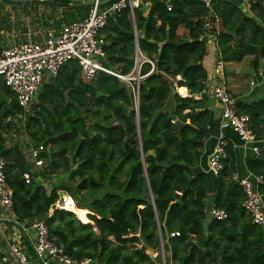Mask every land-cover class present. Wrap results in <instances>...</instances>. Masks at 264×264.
I'll return each instance as SVG.
<instances>
[{
	"label": "trees",
	"instance_id": "1",
	"mask_svg": "<svg viewBox=\"0 0 264 264\" xmlns=\"http://www.w3.org/2000/svg\"><path fill=\"white\" fill-rule=\"evenodd\" d=\"M248 1L253 17L231 4L220 11L225 29L220 52L226 63L253 56L258 73L264 57V0ZM1 3L64 8L60 19L39 25L42 34L81 21L92 10L69 2ZM170 5L168 11L161 0H143L134 19L129 10L111 15L100 33L101 63L109 69L129 75L137 49L155 63L153 71L148 63L141 66L138 113L126 83L104 73L87 83L76 61L43 84L29 111L17 105L0 78V160L14 193L11 213L19 222L44 221L56 244L80 262L264 264V230L252 224L244 208L246 195L232 180L237 173L234 149L227 147L218 176L205 171L212 114L205 35L211 11L200 0H172ZM0 23V31L12 32L10 22L1 17ZM17 26L20 36L12 43L26 41L28 29ZM181 27L186 36L178 34ZM4 37L0 35V54L8 46ZM179 88H187L189 96H181ZM236 107L239 115L249 116L264 152V98ZM15 119H26L25 132L31 148L40 151L43 167L35 169L18 145L7 146L5 134ZM246 166L264 179L263 161L247 158ZM30 171L27 183L24 174ZM53 176L48 190L45 182ZM259 192L264 201V183ZM61 193L90 212V223L56 207ZM211 207L228 218L212 219ZM3 249L0 244V264ZM149 251L159 256L153 258Z\"/></svg>",
	"mask_w": 264,
	"mask_h": 264
},
{
	"label": "built area",
	"instance_id": "2",
	"mask_svg": "<svg viewBox=\"0 0 264 264\" xmlns=\"http://www.w3.org/2000/svg\"><path fill=\"white\" fill-rule=\"evenodd\" d=\"M93 1L94 6L85 19L65 25L59 30L51 29L44 34L36 35L39 40H34L33 36H26L24 42L12 43V41L2 50L0 78L13 92L16 103L21 109L29 111L42 85L46 81L56 79L69 61L80 64L85 82L90 83L98 73H104L126 83L131 88L135 100H139V83L143 79L140 76L141 66L148 63L153 71L155 63L145 58L137 49L135 67L129 75L109 69L101 63L105 52L100 33L106 27L111 15L129 10L134 19L135 11L143 4V0H116L106 8H101L102 0ZM200 1L212 11L213 0ZM167 9L172 10L170 3L167 4ZM214 22L216 27H219L218 17ZM225 65L221 56L215 65L216 81L211 87V96L222 110L221 129L233 131L245 146L254 145L253 151L259 153V148L256 146L258 141L251 128L249 116L237 113L236 100L226 83ZM227 147V139L224 135H220L213 152L208 157V170L216 176L223 169L222 161L226 157ZM28 158L35 169L44 166L38 149L31 148ZM32 172L24 174L27 183L31 181ZM233 181L242 187L246 195L244 208L252 224L264 230V201L259 192V186L264 183L263 177L250 174L241 178L234 175ZM13 195V190L8 187L6 181L5 162L0 160V244L4 247L1 252L2 264H92L90 261L80 262L67 255L64 247L58 246L50 237L48 226L44 221L31 224L15 219L11 213ZM209 215L218 221L228 218L225 211L216 208L211 209ZM176 235L178 234H172L171 237L174 238Z\"/></svg>",
	"mask_w": 264,
	"mask_h": 264
},
{
	"label": "crops",
	"instance_id": "3",
	"mask_svg": "<svg viewBox=\"0 0 264 264\" xmlns=\"http://www.w3.org/2000/svg\"><path fill=\"white\" fill-rule=\"evenodd\" d=\"M166 4H169L172 0H161ZM234 5L238 8L241 9V11L246 14L249 17H253V13L251 12L250 8V2L248 0H213L212 2V11L210 14L209 22L206 25V30L207 33L205 37L207 38V43H208V56L207 59L205 60V67L208 70L209 73V78H208V93L212 99V105H211V124L209 126L210 130V138L208 141L205 143V167L207 172H209V167H208V157L209 155L213 152L216 144L218 137L220 135H224L225 138L227 139L228 146L230 145L234 151L236 152V168H237V173L235 175L244 178L248 177L251 173L248 171L247 166H246V159L247 158H258L263 152V149L259 146V143L256 144V146L259 148V153H255L253 151L254 145H248L245 146L243 142L240 140L238 135H236L233 131L231 130H222L221 129V114L222 110L220 105L214 101V99L211 96V87L213 83L216 81L215 77V65L218 61V59L221 57V52H220V42L219 38L220 36L225 33V29L223 27V22L221 18V10L225 8V5ZM148 7L151 6L150 3H146ZM215 6H217V10H215ZM218 17L220 20L219 27H216L214 19ZM211 19V20H210ZM217 34H216V31ZM178 34L181 36H186L187 32L184 28H179ZM216 39V40H215ZM251 57L253 56H247L244 58L243 61L241 62H228L225 65L226 69V83L233 94L236 103H242L245 104H252L254 102L260 101L261 99L264 98V57L259 58V65L257 68V71L259 74V77L256 75V77L260 80L257 82L256 80H252L250 82V89L251 90H245L244 86L241 85L240 82H238L236 79H238L242 73V68L247 71L255 70V67L252 65V60ZM254 58V57H253ZM252 60V61H251ZM251 61V62H250ZM252 68V69H250ZM256 71V70H255ZM231 74V75H230ZM261 84V86H260ZM242 86V87H241ZM256 86H260V89L257 88L255 89ZM263 88V89H261ZM180 89V88H179ZM178 89V91H179ZM187 91V96H189V91L187 88H185ZM245 93H244V92ZM186 96V97H187ZM212 173V172H210ZM213 174V173H212ZM214 175V174H213ZM216 176V175H215ZM233 180V178H232ZM253 181H255L254 178H252ZM211 209H214V207H211Z\"/></svg>",
	"mask_w": 264,
	"mask_h": 264
},
{
	"label": "rangeland",
	"instance_id": "4",
	"mask_svg": "<svg viewBox=\"0 0 264 264\" xmlns=\"http://www.w3.org/2000/svg\"><path fill=\"white\" fill-rule=\"evenodd\" d=\"M63 10H64V8L58 7V6L57 7H50V8L45 7V6H39L36 8H32V7L31 8H24L22 6L3 5L1 3V0H0V19L2 17L3 19L7 20L8 22H10V24L13 27L12 32H7L5 30H1L0 35L5 36L4 38H5L6 43L8 45L12 41L19 39L20 34H19L18 29H20V28H18L17 25L23 26L24 28L26 27V29H28V31L26 33V36H28V37L34 36V35H40L42 33L39 32L40 29H38V28L41 27L39 25L44 21L50 20L52 22L53 19L54 20L60 19ZM0 26H2V23H0ZM251 59L253 60L254 58L251 57ZM250 69H252V68H250ZM262 69H264V67ZM256 75H257V73L254 69L251 71H247V70H244V68H242V73H241L240 77L236 80L238 82H240L241 85L244 86L245 90H247V89L251 90L249 87L250 82L252 80H256L257 82L260 81L256 77ZM45 83H50V81H46ZM43 86L44 85H42V87ZM260 86H261V84H260ZM260 86L259 87L256 86L255 89H257V88L260 89ZM261 89H263V88H261ZM240 102H242V101H240ZM34 103H37V98L34 101ZM25 122H26V119L24 120V122L15 119L14 120V126H16V127L14 128V126H13V128L10 130V132L5 134V138L7 140V146L8 147H13L15 145H18L21 148V150L28 156L29 149L31 148V146H30V141H29L30 140L29 135L25 132L26 131L24 128ZM55 179H56V177L53 176V177H50L48 179V181L45 182V185H46L48 190L50 189L51 183ZM64 203H65V198L60 196V199L56 203V207L65 209ZM75 205H76V203H75ZM76 207H77V205H76ZM83 210H86V209H83ZM86 211L88 212V214H90V212L88 210H86ZM91 224L94 226L93 223H91ZM140 247L141 246H137V248H140ZM149 254L152 255L153 258H156L159 256V253H155L152 251H149ZM160 254H161L162 258L165 257V255H163L162 252ZM161 264H165L164 259H163V262Z\"/></svg>",
	"mask_w": 264,
	"mask_h": 264
},
{
	"label": "water",
	"instance_id": "5",
	"mask_svg": "<svg viewBox=\"0 0 264 264\" xmlns=\"http://www.w3.org/2000/svg\"><path fill=\"white\" fill-rule=\"evenodd\" d=\"M13 4H36V3H60V2H69V3H79L86 6L93 7L94 1L93 0H5ZM116 0H104L101 1L100 6L102 5H110L112 2ZM139 110V100L137 101V113ZM259 161L264 162V153H262L258 158ZM61 197L66 198L68 195L66 193H61ZM186 264V263H185Z\"/></svg>",
	"mask_w": 264,
	"mask_h": 264
},
{
	"label": "bare ground",
	"instance_id": "6",
	"mask_svg": "<svg viewBox=\"0 0 264 264\" xmlns=\"http://www.w3.org/2000/svg\"><path fill=\"white\" fill-rule=\"evenodd\" d=\"M178 92L183 97L187 96V91L185 88H180ZM64 206L66 210L73 212L81 222L90 223L89 219L87 218L88 212L86 210H80L77 208L72 198L66 197Z\"/></svg>",
	"mask_w": 264,
	"mask_h": 264
}]
</instances>
